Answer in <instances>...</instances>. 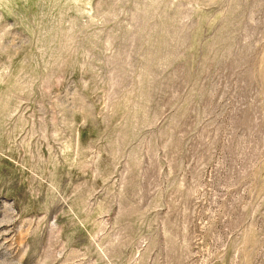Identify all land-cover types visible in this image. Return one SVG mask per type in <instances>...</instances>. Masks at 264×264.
<instances>
[{"label":"rangeland","instance_id":"374dc122","mask_svg":"<svg viewBox=\"0 0 264 264\" xmlns=\"http://www.w3.org/2000/svg\"><path fill=\"white\" fill-rule=\"evenodd\" d=\"M0 264H264V0H0Z\"/></svg>","mask_w":264,"mask_h":264}]
</instances>
